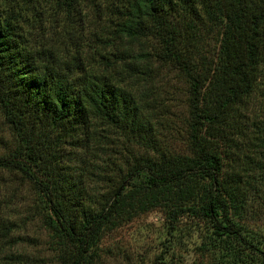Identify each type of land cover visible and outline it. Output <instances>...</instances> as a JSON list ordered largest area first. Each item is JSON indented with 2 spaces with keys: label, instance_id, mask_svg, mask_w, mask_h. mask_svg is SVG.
<instances>
[{
  "label": "trees",
  "instance_id": "trees-1",
  "mask_svg": "<svg viewBox=\"0 0 264 264\" xmlns=\"http://www.w3.org/2000/svg\"><path fill=\"white\" fill-rule=\"evenodd\" d=\"M55 4L67 16L82 6L90 8L92 51L109 69L81 66L79 71L43 46L32 51L16 25L19 11L0 14V111L18 142L14 152L0 156V169L19 172L42 196L45 222L61 245L62 264H88L104 234L156 207L165 211L167 220L162 264H170L164 254L190 228L182 218L190 226L209 229L189 242L192 248L218 250L232 264H264L260 241L246 235L231 217V212H244L252 179L244 177V165L242 172L237 166L239 155L233 150L240 153L239 138H247L260 154L259 160L247 161L250 170L259 169V179L264 174V129L256 127L257 134L250 136L240 114L264 67V0ZM102 19L106 26L100 27V35L94 32ZM209 26L217 34L211 56L204 52ZM148 41L156 45L145 50L142 45ZM153 60L172 66L187 80L191 155L159 150L147 101L132 90L157 73ZM91 126L95 131L88 130ZM101 126L158 152L155 158L133 156L132 166L118 173L108 195L82 185L84 159L77 153L97 140ZM224 160L230 172L224 170Z\"/></svg>",
  "mask_w": 264,
  "mask_h": 264
},
{
  "label": "rangeland",
  "instance_id": "rangeland-1",
  "mask_svg": "<svg viewBox=\"0 0 264 264\" xmlns=\"http://www.w3.org/2000/svg\"><path fill=\"white\" fill-rule=\"evenodd\" d=\"M17 10L21 17L16 25L23 38V44L31 50L32 47L38 49L43 46L48 54L68 61L79 71L81 69L77 68L81 66L109 69L104 66V59L99 57L96 51H92L94 43L91 32L95 28L89 21V18H93L90 8L82 6L77 14L73 12L67 16L62 8L56 6L55 0H0V14L5 15L8 11ZM103 25V19L101 24L98 21L97 31L94 33L102 35L103 32L99 30L100 27L102 30L105 28ZM206 29L208 32L204 34V39H207L209 44L204 46V52L210 53L211 56L217 34L211 26ZM89 45L91 49L88 48ZM154 45L156 44L153 41H148L144 42L142 47L149 50ZM135 50H139L138 46H135ZM152 66L157 73L152 75L149 82L141 83L132 90L147 101L149 118L155 127L153 138L159 150L191 155L186 127L187 80L172 66L155 60ZM116 72V69L112 70V73ZM125 72H122L124 79ZM128 83L130 82L125 81L126 85ZM240 114L242 126L250 136L255 131L254 134H257L256 127L263 131L264 67L260 70L255 89L240 109ZM88 130L95 131L92 126ZM96 136L97 140L89 143L88 148H78L77 153L84 159V163L81 162L85 169L81 183L87 190L98 195L109 194L107 190L118 180V173L123 174L132 166L133 156L155 158L158 154L157 151L135 143L109 127H98ZM237 141L240 144V153L233 150L239 155L237 166L242 168L244 165L247 170L244 177L252 176V179L248 184L249 200L244 212H231V217L246 235L258 239V247L264 249V174L261 173L263 177L260 181V170H250V164L247 163L250 157L259 160L260 154L254 151L247 138H239ZM17 145V139L0 111V156L14 152ZM224 161V170L230 172L232 167L227 165V160ZM46 216L47 206L34 184L19 172L0 169V264H62L61 245L47 226ZM182 221L190 228L178 235L173 248L168 251L169 255L164 254L166 262L232 264L230 258L218 250L192 248L189 242L194 241L196 235L209 232V229L204 225L190 226V221L186 218H182ZM166 229L167 220L162 208L156 207L141 213L128 223L104 234L91 257L89 256L88 264H162L165 260L162 259L161 243L165 238Z\"/></svg>",
  "mask_w": 264,
  "mask_h": 264
}]
</instances>
